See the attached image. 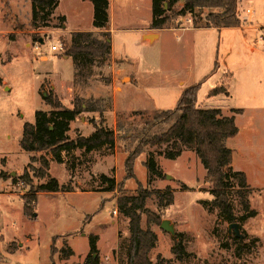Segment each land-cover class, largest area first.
Segmentation results:
<instances>
[{
    "label": "rangeland",
    "instance_id": "obj_1",
    "mask_svg": "<svg viewBox=\"0 0 264 264\" xmlns=\"http://www.w3.org/2000/svg\"><path fill=\"white\" fill-rule=\"evenodd\" d=\"M81 1L59 0L50 16L45 19L39 16L33 24L29 0H0V170L5 171H2L3 178H9L12 187L9 196L0 194V264H50L52 258L58 264L57 251L65 245L72 250L74 259H79L78 264H82L90 236L98 237L96 247L101 264H125L128 220L119 213L117 201L123 194L137 195L138 188L149 195L146 209L160 223L170 221L175 235H183L188 253L183 262L177 261L171 253L175 235L162 231L160 224L147 223L146 215H142L141 227L157 236L156 245L149 253L153 263L160 256L170 264H264V98L259 97L261 112L246 110L236 116L238 133L226 143L233 150V169L246 175L247 199L250 209L256 211L254 217L242 218L245 214L239 205L237 189L229 192L236 223L240 225V233L245 235L241 240L243 249L238 251L239 243L233 240V232L228 234L229 223L216 209L210 208L212 190L206 183V171L196 152L185 149L178 158L169 160L163 153L171 150L170 145L151 147L140 143L167 128L154 121V116L175 107L173 92L155 94L151 91L166 89L177 80L186 85L195 83L206 75L214 61V37L198 39L197 53L187 39L182 47L177 45L175 33H162L154 44L144 47L137 33L115 32L111 35L115 57L132 59L128 73H121L119 63L111 58H96L85 63L83 57L79 61L84 66L78 75L71 59L69 62L47 61L43 65L53 73H36L38 57L31 51L34 43L43 40L44 48L48 49L54 43H62L63 52L57 54L61 57L70 46L73 30H93L92 10L90 13ZM128 7L133 13L116 11V21L131 22L130 18L147 17L144 6L138 12L134 11L135 6ZM211 11L201 10L198 16L205 18ZM59 16L66 17L64 28L56 27ZM201 34L206 33H197ZM93 35L99 37V34ZM185 35L191 38V34ZM153 38L146 37L149 41ZM140 61L143 64L150 61L149 67L141 70ZM132 66L145 78L141 87L130 85ZM218 78L213 74L202 84L197 96L199 103L213 102L207 95L219 84ZM149 92L151 97L146 96ZM49 93L69 108L75 98L101 100L98 104L103 109L101 116L96 112L82 113L70 124L67 135L70 139L88 136L94 130L91 123L94 122L114 131L116 143L113 148L104 147L89 154L79 150L73 155L67 154L65 161L71 167L52 161L49 175L60 185L71 186L73 192L37 194L26 214L24 205L31 186L36 187L44 180L33 176L30 166L37 169L40 164L30 162L34 154L21 150L19 141L23 124L34 122L35 111H50L43 101ZM229 104L237 108L249 106L239 98ZM137 148L142 153L133 163L134 177L127 179L124 163ZM40 155L51 157L49 152L35 154V157ZM148 157L154 159L164 175L149 183L143 165ZM25 169L30 184L20 179ZM101 174L114 178L118 184L116 191H105L107 185L101 183ZM167 192L173 194V203L161 206L157 195ZM54 250L57 253L53 255Z\"/></svg>",
    "mask_w": 264,
    "mask_h": 264
},
{
    "label": "trees",
    "instance_id": "obj_2",
    "mask_svg": "<svg viewBox=\"0 0 264 264\" xmlns=\"http://www.w3.org/2000/svg\"><path fill=\"white\" fill-rule=\"evenodd\" d=\"M181 0H151V22L150 29L160 30L166 28L176 17H183L187 14L193 19L194 27L202 28H229L236 27L240 24L237 16L238 0H182L183 6L176 8L177 3ZM92 4V29L99 31V37L96 38L92 32H71L70 46L65 51L64 56L70 58L77 70L84 66L80 57L85 58V63H90L96 58L103 60L110 59V33L108 31L109 14L108 0H89ZM31 9L32 23L39 16L44 19L52 14L58 7L59 0H29ZM210 9L205 18L198 16L201 10ZM56 27L64 28L66 22L65 16L57 18ZM217 68L214 64L213 71ZM1 83V79H0ZM202 81L185 88L173 109L161 110L154 116V121L166 125L167 128L159 134H154L147 140H142L145 145L158 147L161 145H170L171 150H166L163 157L169 160L178 158L185 149H191L201 159L205 168L206 183L212 190V200L209 203L210 208L216 209L219 215L229 224L236 223L234 208L230 202V191L237 189L239 205L245 214L242 218H252L256 211L250 209L247 199L249 185L245 173L236 171L232 167V150L227 147L228 139L235 137L238 128L235 124L234 114L240 113V110H231L230 116L222 114L220 109H203L197 107V92L200 89ZM219 94L228 95L227 88L224 84L216 85L212 88L208 97ZM44 104L50 107V111L37 110L34 113L33 123H24L22 127L21 139L19 146L21 150L33 153L30 162H39L40 167L30 169L35 178L44 180L36 187L31 186V193L26 197L27 202L24 205V212H30V206L34 203L37 194H55L73 192L71 186L60 185L56 178L49 175V160L43 154L49 152L50 160L56 164H66L65 156L74 154L79 150L85 154L100 150L104 147L113 148L116 143V134L114 131L107 129L101 124L92 123L93 132L87 136L78 135L70 139L67 135L70 124L74 122L84 112H96L100 116L103 112L102 107L98 106L101 100H83L75 98L72 101V107H65L52 93L43 98ZM140 148L134 149L126 158L124 168L127 179L133 178V163L141 154ZM148 173V183L153 178H162L159 167L152 157H148L143 163ZM3 173L0 172V178ZM23 182L30 184L31 180L26 169L20 176ZM101 183L106 184L105 191L114 192L118 184L113 177L104 174L99 176ZM184 189L186 187L183 186ZM138 188L137 195H121L118 197L117 208L119 213L128 220V244L126 249L125 264H170L166 259L158 256L153 263L149 259V253L154 249L157 236L150 229L141 227V217L146 215L147 223L160 224V221L149 212L145 203L149 195ZM160 205L169 206L173 203V194L171 192L158 194ZM206 204V203H203ZM153 218V220L151 219ZM245 235L242 234V239ZM233 240L239 243L238 251H241V240L233 237ZM97 236H90L88 253L82 264H101L96 247ZM52 252V251H51ZM58 252L60 259H67L73 255L72 250L65 245ZM53 252V255L55 253ZM171 253L179 262H183L188 253L185 250L183 235L176 234L174 243L171 247ZM51 253V257H53ZM53 264V258L51 263Z\"/></svg>",
    "mask_w": 264,
    "mask_h": 264
},
{
    "label": "crops",
    "instance_id": "obj_3",
    "mask_svg": "<svg viewBox=\"0 0 264 264\" xmlns=\"http://www.w3.org/2000/svg\"><path fill=\"white\" fill-rule=\"evenodd\" d=\"M108 2H109L108 31L110 33V48H111L110 58L112 61H117L119 63L120 65L119 71L121 73H126V72L128 73L129 71L128 69H130L129 64H132V59L127 57L124 58L115 57L113 42H112L113 39L111 38V35L113 36L115 32L131 33V34L137 33L139 36L138 37L139 43L141 46L144 47H148L154 44L157 40L160 39L162 33H171V34L175 33L177 45L179 46L181 45L182 47L183 42H185V40L187 39L188 43L191 45L192 48H194V46L196 47L197 53H198L197 48L199 47V44H196V41L198 39L199 40L201 39L203 41L206 39L207 40L211 39V37H214V41H212L213 45L215 44L214 61L212 64V68L209 70V72L206 75H204L202 78H200V80H198L195 83H189L186 85L185 83L177 80L176 83L172 82L170 85H168L166 89H162L161 91H158L160 90L158 88L156 90L154 89V91L151 92H155V94L156 93L161 94L162 92L168 93V91H171L173 92L172 96L176 97V102H177L181 92L185 88L192 86L200 81H202L203 84L204 82L207 81L208 77L214 74V76H219L217 83L224 84L226 86L228 95L226 96L224 94H219L213 97H208L207 95L208 100L213 101L212 103H205V102L199 103L197 97V107L203 109H220L223 115L231 114V110H240V113L234 114V119L236 118L237 115L243 114L246 110L249 111L251 110L254 112H261L263 110V107L260 106L261 99H259V97L262 96V98H264V0H238L237 16L238 19L240 20V24L236 27L219 28V29L212 27L211 28L194 27V25L191 24L192 23L191 16L187 14L183 17H176L172 21V23H170L166 28L160 30L150 29L151 0H108ZM81 3L84 4L89 9L90 13L91 10L93 11L92 4L89 2V0H82ZM131 5L135 6L136 9L135 10L133 9L134 11L137 10L139 11L140 7L144 6V9H146L147 12V17L143 20L130 18L131 22L134 21V23H131L130 21L127 22L116 21L115 18L116 11L118 12L128 11L130 14L133 13L132 8L128 7ZM182 6H183V1L181 0L177 3L176 8L179 9ZM247 9L250 10L249 15H247L245 12ZM76 31L92 32L93 34H97V35L99 34V31L97 30L85 31L79 28L73 30L72 32H76ZM199 32L206 34L197 35V33ZM185 34H191V38L185 37L186 36ZM150 35L154 37L152 41L146 39V37ZM43 50L45 55L43 57L35 59L36 63L38 64V66H36V70L38 72L36 73L44 72V71H45L44 74L53 73L52 70L46 68L43 65V63L47 61H55V62H59L60 60H65L68 62L70 61V58H67L66 56L58 57L57 53L50 52L48 48H43ZM149 62L150 61H146L143 64L140 61V67H141L140 69L141 70L147 69L149 67V65H147ZM215 63L217 64V68L215 71H213ZM134 68H135V64H134ZM134 68L132 66V70L130 71L131 75L129 74L130 76H133V81L132 83H130V85L141 87L142 84L145 83L144 82L145 78L143 77V74L140 72V70L136 71ZM175 86L177 89L175 88ZM200 89L198 90V92L200 91ZM198 92H197V96H198ZM146 96L151 97L150 92L146 93ZM237 98L244 101L249 106L247 108H237L230 106L229 104L230 101L232 99L237 100ZM47 158L49 160V168H50L52 161L50 160V157ZM2 171L4 170H0V172ZM0 183L2 185V190L0 191L2 193L0 194H3L4 196H9L12 193V187H10L11 180L9 178L4 179L2 177L0 178ZM87 253L82 257H85ZM73 256L74 255L70 256L67 259H60L59 256H56L55 260L57 261L58 264H78L79 259L75 260ZM53 264H55L54 260H53Z\"/></svg>",
    "mask_w": 264,
    "mask_h": 264
},
{
    "label": "water",
    "instance_id": "obj_4",
    "mask_svg": "<svg viewBox=\"0 0 264 264\" xmlns=\"http://www.w3.org/2000/svg\"><path fill=\"white\" fill-rule=\"evenodd\" d=\"M149 39L152 38V35L147 36ZM42 43V41H41ZM12 175H14V173H12ZM169 178V176L167 177ZM160 229L166 233H169L170 235L174 236L175 235V230H174V226L170 223V221L168 220H163L160 223ZM231 232H233L234 237H236L237 239L242 240V234L240 233V225L238 223H231L228 225V234H230Z\"/></svg>",
    "mask_w": 264,
    "mask_h": 264
},
{
    "label": "built area",
    "instance_id": "obj_5",
    "mask_svg": "<svg viewBox=\"0 0 264 264\" xmlns=\"http://www.w3.org/2000/svg\"><path fill=\"white\" fill-rule=\"evenodd\" d=\"M245 12L247 15L250 14L249 9H247ZM191 22L190 23L193 24V19H191ZM41 41H42V43H41ZM43 48H44L43 40H39L38 42L34 43V45H32L31 51L35 52L36 57L40 58V57H43L45 55ZM63 49H64V47H63L62 43H54L53 45H51L49 47L50 52L57 53V54H60L61 52H63ZM113 213H115V211H113Z\"/></svg>",
    "mask_w": 264,
    "mask_h": 264
}]
</instances>
